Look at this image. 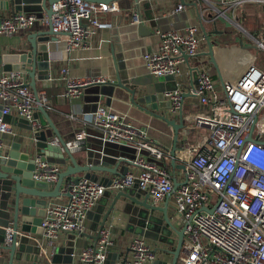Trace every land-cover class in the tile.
<instances>
[{
	"label": "built area",
	"instance_id": "obj_1",
	"mask_svg": "<svg viewBox=\"0 0 264 264\" xmlns=\"http://www.w3.org/2000/svg\"><path fill=\"white\" fill-rule=\"evenodd\" d=\"M219 14L234 12L244 2L260 6L264 14V0H218ZM183 7L179 4L174 11ZM111 1L54 0L51 14L38 16L31 12H17L0 18V33L12 34L30 28L34 23L50 24L64 41L66 49L86 48L88 39L97 29L110 28V21L102 20L100 12L117 11ZM134 21L138 22L136 13ZM199 25L192 24L183 30L159 32L158 49L144 53V60L151 75L176 76L183 62L182 51L193 55L197 51ZM258 49L264 43L256 39ZM64 93L79 96L89 85L104 83L102 75H75L66 67L61 68ZM195 91L202 105H210L208 113L192 112L189 119L195 128L207 130V141L196 150H189L179 158L183 165L184 181L173 188L167 169L142 156L141 150L160 159L164 152L149 138L142 127H136L123 116L102 106L85 114L82 123L98 129L109 142L134 145L137 153L131 160L134 168L114 174L108 184L86 177L65 183L68 198L65 202L49 203L40 226V239L57 241L62 232L81 233L87 211L107 189L121 190L136 186L154 201L174 194V207L183 221V238L175 264H264V70L252 62L245 67L236 81L222 85L224 97L215 93V82L207 69L198 71ZM38 99L25 81L21 69L0 72V133L16 134L6 116L15 113L27 121L32 138L41 125L34 110ZM172 110L182 104L181 92L176 88L165 91ZM212 100V103H211ZM84 132H75L74 139L66 142L70 151L82 146ZM59 144L58 138L51 140ZM0 139V151L3 147ZM1 155V152H0ZM34 180L57 181V164L34 156ZM210 209V210H208ZM11 243V230L1 248ZM112 245L110 231L101 228L94 244L87 245L80 253L81 264H106L107 252ZM130 259L114 260L111 264H150L155 250L141 237L131 241ZM30 264H38L32 262Z\"/></svg>",
	"mask_w": 264,
	"mask_h": 264
},
{
	"label": "crops",
	"instance_id": "obj_2",
	"mask_svg": "<svg viewBox=\"0 0 264 264\" xmlns=\"http://www.w3.org/2000/svg\"><path fill=\"white\" fill-rule=\"evenodd\" d=\"M114 1L117 2L119 8L117 11H105L98 14L100 19L110 21L112 26L97 29L88 39L86 48L67 50L58 33L53 32L46 35L49 37L47 41L48 65L46 64L48 77L40 78V68L36 67L34 75L37 93L43 94L44 99L41 100V104L61 137L66 141H71L75 132H84L82 146L74 152L75 159L80 165L87 164L90 160L92 165H100L101 160H106L108 167L118 170V173L127 165V169L134 168L131 164L119 160V155L128 159L135 157L138 150L132 151L135 149L134 145L124 144L126 150L109 147L101 149L102 133L98 129L82 123L81 119L85 114L102 106L109 111L123 115L126 121L145 130L147 136L155 141L154 143L164 152V155L160 159H155L149 155L148 151L143 150L142 156L165 167L172 182L179 186L185 178L183 165L179 158L184 157V154L191 149L193 151L198 149L202 141H207V130L195 128L189 119L190 113H208L212 107L199 103L194 89L197 73L202 69H207L215 82V93L218 97L223 98V83L236 81L249 62L264 70V62L263 64L257 63L258 57L252 53L258 49L256 39L264 43V14L260 6L252 2H244L233 13L227 12L224 15L217 11L221 9L218 0ZM16 3L11 5L7 0H0V18L9 17L17 12L46 14L42 0H24L19 4ZM179 4H182L183 7L174 11ZM137 12L140 13L141 21L150 31L149 35H140L136 24L131 22L133 13ZM192 24L199 25L196 34L199 43L195 54L190 55L187 60L183 57V62L180 63V73L176 76L164 77L151 75L144 60V53L158 49L161 42L159 32L183 30ZM49 30L48 24L36 22L30 28L12 34L0 33V72L10 71L6 67L20 64V69L24 71L25 81L32 90L29 85L31 80L29 71L32 64L20 62L18 57L24 51H30L28 37L32 33H45ZM208 40L217 68L207 53L210 48ZM258 50L264 52L263 49ZM62 67H66L70 73L75 75H102L107 79V82L91 85L86 90L83 89L79 96L68 97L64 93L65 84L61 77ZM117 78H120L124 85L136 87L138 93L149 92L154 95L176 88L181 93H186L181 106L176 110H172L170 106L167 109L160 108L155 111L164 113L176 123H183V126L178 129L174 154L170 151L173 143V127L132 103L128 91L115 83ZM179 109L182 111L181 116L178 114ZM34 117L41 125L40 130H50L49 123L37 107L34 110ZM6 120L11 123L16 134L0 133V139L4 143L0 151L1 154L7 151L14 142L21 141L23 143V141L32 139V131L28 128L26 120L17 117L15 113L7 115ZM55 137L53 135V138ZM92 153H97L98 156H92ZM100 155L102 158L99 157ZM52 163L57 164L61 171L69 165L70 159L65 156L64 164ZM88 174L96 176L97 182L108 184L116 173L94 169L90 170ZM78 175L84 177L85 172ZM67 181L68 179L63 181L60 195L50 199L49 203L67 200L68 195L65 191ZM55 183L56 181L48 182V189L52 190ZM116 192V190L107 189L106 195L104 193L87 211L83 232H62L55 242L49 239H38L39 252L36 250L37 246L31 243L32 240L31 242L27 241L23 249L17 248L13 255L9 248L3 246L0 264H30L32 262L38 264H81V251L87 245L97 241H95V236L101 228H107L112 239V245L107 252L106 264H111L114 260L130 259L132 256L131 241L137 236L143 237L155 250L154 260L160 259L169 262L172 256L170 260H167L157 256L156 253L172 255L178 240V230L183 227L182 218L175 211L174 194H170L169 197L167 195L164 199L157 201H154L149 195L147 197V202L152 206H166L168 221L164 218V212L157 207L147 209L133 205L125 210L124 205L128 200L119 198L100 228L104 213ZM134 192L140 200L146 196V193L137 188ZM71 250L73 252L69 254Z\"/></svg>",
	"mask_w": 264,
	"mask_h": 264
},
{
	"label": "water",
	"instance_id": "obj_3",
	"mask_svg": "<svg viewBox=\"0 0 264 264\" xmlns=\"http://www.w3.org/2000/svg\"><path fill=\"white\" fill-rule=\"evenodd\" d=\"M22 1L24 0H7V2H9L11 5H14L16 2H17L16 4H19ZM53 1L54 0H42V6L47 15H50L52 12L51 4ZM90 1H94V0H90ZM95 1H104V0H95ZM107 1H111V0H107ZM37 15L40 16L41 13ZM136 18L138 19L139 22L134 21L133 15L131 17V22H133V24H136L138 33L140 35H149L150 31L147 29L146 25L141 21L140 13L138 12L136 13ZM48 26L50 29L48 32L45 33L40 32L36 34L32 33L28 37V42L31 47L30 51L29 52L24 51L22 54H20V57H18L20 62L32 64V68L29 71V74L31 76L29 85L31 86L32 92L35 94V97L37 99H38V95H37L38 93L35 87V75H34L35 69L36 67L40 68L39 69L40 70L39 73H41L40 78L48 77L46 64L48 65L47 41L49 40V37H47L46 35L55 32L53 31L50 24ZM208 43L210 48L207 53L210 56L211 62L217 68L209 40ZM15 56L16 55H14V58H16ZM182 56L185 58V60H187L189 57V55L186 54L184 51H182ZM20 67L21 65L20 64L18 65L17 63L16 65H11L10 67L9 66L6 67V69L18 70L20 69ZM117 79L118 80L115 81V83L119 86L124 87L128 91L132 103H134L136 106H138L141 110L145 111L146 113L154 115L157 118H160L161 120L169 124L171 127H173V143L170 151L172 154H174L178 139V129L183 126V123L181 122L176 123L175 120L170 119L164 113L161 114L155 112L160 108L162 109L169 108L170 100L166 99V97L163 95L162 92H158L157 94L154 95L149 92L138 93V91H136V87L124 85L120 81L121 80L120 78ZM97 84H92V85H97ZM90 86L91 85L85 87L84 90H86ZM181 95L183 100V97L186 95V93L182 92ZM1 106L2 105L0 103V109ZM96 108L92 111H95ZM37 109L41 111L44 118L49 123L50 130H39L38 132L34 133L35 134L34 139L32 138L25 142L23 141V143L21 141L14 142L7 151L3 152L0 155V241L4 240V237L7 234V229L10 228L11 243L5 246L10 249L12 255L17 248L23 249L24 244L27 241L31 242V240H32L31 243L37 246L36 250L38 252L40 251V245L38 243V239H40L42 232V228L40 226L41 220L45 215L46 207L49 204L50 199L60 195L61 193L60 187L65 179L68 180L72 179L74 182H77L79 178L78 174L81 172H85L84 177L97 181L96 176L88 174L90 170H94V169H102L116 174L118 173V170L108 167L106 160H101V163H99L100 165H92L90 163L91 160L87 164L80 165L75 159L74 152L70 151V149H68V147L66 146L67 141L60 136L58 130L50 122L44 106L39 103L37 105ZM178 114L180 116L182 114V111L180 109L178 110ZM119 115L123 116L121 114ZM28 128L30 129L29 125ZM53 135H55L58 138L59 144H53L51 141H49V139L53 138ZM101 143H102L101 149H103V147H109L113 149L126 150L124 144L109 142L107 140H104L103 138L101 140ZM22 145L23 147H21ZM133 150L136 151V148L132 149V151ZM140 152L142 153L143 150H141ZM35 155H40L41 158L46 161L56 162L61 164L65 163V156H68L70 159L69 165H67L65 169L59 171L57 181L52 190L48 189V182L43 180H34L32 177V173L35 167V161H34ZM88 155L90 156L91 154ZM93 155L98 156L97 153H92V156ZM99 157L102 158L101 155ZM133 158L134 157H132V159ZM132 159L130 158L128 159L125 156L119 155L120 161L123 160L129 164H131ZM127 166L119 173H124L128 168ZM176 186L177 185L174 182L173 188L175 189ZM135 189L136 186H133L118 190L114 194L112 201L110 202L108 208L104 213L100 228L103 226L109 213L113 210L115 206V202L119 198H125L128 200L126 205H124L125 210H127L129 206L133 207V205L141 206L147 209L157 207V206H152L147 202V197H148L147 193L145 198L143 200H140L138 198V195L135 194L134 192ZM10 203L11 205H9ZM157 208L161 209L164 212V218L166 221H168L166 206L164 205L163 207H157ZM183 231H184L183 227L180 230H178V240L176 247L172 252V259L169 262L162 261L160 259H155L152 261V264H175L178 255V250L181 246V242L183 238ZM98 234L99 232L95 236V241L98 239ZM72 252L73 251L71 250L69 254H71Z\"/></svg>",
	"mask_w": 264,
	"mask_h": 264
},
{
	"label": "rangeland",
	"instance_id": "obj_4",
	"mask_svg": "<svg viewBox=\"0 0 264 264\" xmlns=\"http://www.w3.org/2000/svg\"><path fill=\"white\" fill-rule=\"evenodd\" d=\"M253 54L257 55L258 57V61L257 63L259 62V64H263L264 62V52L262 50H254V52H252ZM157 256H160L164 259H167V260H170L171 259V254H162V253H156Z\"/></svg>",
	"mask_w": 264,
	"mask_h": 264
}]
</instances>
